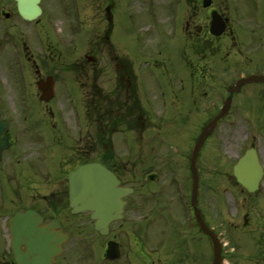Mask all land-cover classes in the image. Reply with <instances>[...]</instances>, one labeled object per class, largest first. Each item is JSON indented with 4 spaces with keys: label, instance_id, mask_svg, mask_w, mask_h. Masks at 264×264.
Masks as SVG:
<instances>
[{
    "label": "flooded vegetation",
    "instance_id": "af4514ba",
    "mask_svg": "<svg viewBox=\"0 0 264 264\" xmlns=\"http://www.w3.org/2000/svg\"><path fill=\"white\" fill-rule=\"evenodd\" d=\"M54 1L58 13L53 11L54 5L50 13L42 5V16L28 21L22 18L16 0H0V120L8 122L9 137V145L0 160V226L7 232L12 214L33 209L42 217V226L58 220L59 230L71 237L68 226L71 213L69 173L82 164L97 162L108 167L118 176L122 186L133 191L125 198L124 218L110 224L107 236L94 229L97 243H81L71 250L66 247L68 242L63 245V264H154L150 246L164 258L165 242L173 232L188 248L184 258H190L193 238L204 235L191 206L192 175L191 188L184 174L183 180H178L177 171H181L182 164L179 160L172 166L162 157L161 134L169 125L175 126L178 122L184 121L189 131L195 122H209L220 112L228 98V90L239 79L253 74L264 75V0H176L177 9L170 13L168 22L179 40L174 41L175 46L172 47L174 42H171L168 47L158 30L155 42L158 52L149 48L151 55L165 56L172 49L184 61L185 68L181 70L189 84L185 81L168 85L173 112L169 116L164 112L168 105L164 94L160 96L154 92L159 82L148 83L153 73L150 68L136 71L134 60L128 55L118 63L111 55L107 64L113 72L108 73V83L102 84L100 79L105 69L100 67L98 56L92 51H78L86 38L91 39L92 42L87 43H92L94 49L101 50L110 43L116 22L115 0ZM142 1L148 9L160 0ZM58 14L65 26L59 39L51 35ZM127 21L126 33L131 44L142 46V42L133 37L132 16L128 15ZM217 22L223 26L220 34L213 33V29H218L214 27ZM100 28H103L102 33ZM91 30L96 37L88 36ZM68 48L75 49L76 54L70 61L65 55ZM149 60L150 57H146L145 63ZM4 76L8 80L3 84ZM46 81L49 101L41 99L40 84L44 85ZM178 85L182 86V91L189 88L191 104L188 108L187 95L179 96L182 91L175 88ZM247 85H242L232 96L230 111L220 122L235 117L238 111L235 97ZM254 85L259 89L257 98H264V84ZM201 99L205 102L201 103ZM34 102L45 108L66 106L67 110L59 109L56 114L49 110L48 115H42L40 111L39 116L32 117L29 113L33 115V109H29L25 111L28 115H19L15 121L7 116V104L11 108H23L35 105ZM262 116L264 119V105ZM165 120L168 121L166 124ZM122 126L125 129L121 130ZM149 131L152 136H145ZM119 133H122V147L118 148ZM192 139L195 143L197 135L191 136ZM153 140L157 141V146L153 143L150 149ZM250 146L254 145L251 143ZM255 148L264 167V155ZM192 149L186 152L191 151L192 155ZM155 154L158 156L156 163L152 160L153 164H150L149 157ZM138 164L141 173L131 168ZM161 173H167V180L163 182L168 186L162 190L166 189L172 195L174 216L169 221L162 212L164 206H160L157 222L150 223L155 212H150L151 199H148L145 187L149 182L158 184ZM11 179L16 183L15 192H21L23 186L31 192L29 205L15 208V200L6 199L11 195L7 190ZM137 184L141 185L139 191ZM201 185L200 176L199 207L205 224L212 227L205 209L209 208L211 196L207 189L205 195H201ZM138 194L140 198L131 200ZM165 206L170 211V204L165 203ZM259 216V223L264 226V217ZM111 241L118 245H112L109 256ZM4 257L0 256V264ZM155 259L161 261V258ZM58 261L59 257L56 264ZM9 263L16 264L12 260Z\"/></svg>",
    "mask_w": 264,
    "mask_h": 264
},
{
    "label": "rangeland",
    "instance_id": "374dc122",
    "mask_svg": "<svg viewBox=\"0 0 264 264\" xmlns=\"http://www.w3.org/2000/svg\"><path fill=\"white\" fill-rule=\"evenodd\" d=\"M115 2L116 22L115 29L111 34L110 43L102 46L101 50L94 49L92 43H87V41L90 42L91 39L86 38V42L83 43L82 47H78V51H81V49H83L82 52L84 53L92 51L98 56L100 67H104L105 69L104 75L100 79L102 84L108 83V73L113 72L110 71L107 64L108 58L111 55L117 58V63L124 60V57L128 55V57L135 61L136 71H138V68H146V70L150 68L154 74L152 73L148 83L159 82L160 85L154 89V92L160 96L164 94L165 100L168 102L167 107L164 109L165 115H172L173 112L170 106L172 95L168 90V85L170 83L181 84L188 79L181 70L182 67L185 68L183 58L173 52L172 49L169 50L166 56L160 55L159 53L151 55L149 48L153 47L155 51L158 52L155 44L158 30L162 34L163 42L165 45L167 44L168 47H170L171 42L179 40L177 33L173 31V28L168 22L170 13L177 9L176 0L156 1V4L148 9L143 6L142 0H115ZM160 4L163 5L159 6ZM42 5L48 13H50L54 6L53 11L59 12L57 3L54 0H44ZM182 5H184V3H182ZM128 15L133 18V37L139 39L143 44L142 46L136 47L130 42L126 33ZM47 18L48 17L45 16L44 19L47 21ZM184 18L186 19V17ZM53 26L51 35L59 39L62 33L61 30L65 28L64 25L62 26L60 14L56 15ZM102 30L103 28H100L101 33ZM96 35H94L91 30L88 36L93 38L96 37ZM175 44L176 42L172 44V47L175 46ZM67 52L68 53L65 51V55L70 61V59L76 55L74 53L75 49L71 50L68 48ZM146 57H150L149 63H145ZM198 62L199 60L197 63ZM7 80L8 78L4 76L2 83L4 84V81ZM185 83L189 84L188 81ZM181 87L182 86L178 85L175 88L178 91H182ZM257 90L259 89H257L254 84H248L244 90L235 97L236 106H238L237 113H234L235 117L219 124L213 136L208 139L206 147L198 160V169L202 182L201 195H205V189H207L208 196H211L209 203V208L211 209L208 207L205 208L207 212H209L207 215L211 219L212 228H214L222 241L227 244V247L224 249L225 264H264V226L260 225V220L258 219V215L262 218L264 217V184L261 186L259 192L254 195H249L237 184L233 177V166L243 148L249 147L252 143V145L257 147L264 155V119L262 116L264 98H257ZM188 93L189 88L186 87V91H182L179 94V96L183 98L187 95V108L191 104V98L188 96ZM200 101L201 103L205 102L204 99ZM34 103L35 105L23 106V108H11V106L6 103L7 106L5 108L8 114L7 116H10V118L15 121V117H19V113L24 112L23 116L28 115L25 111L29 109H33V115L29 113L32 117L39 116L38 112L40 111L42 115H48L49 110L54 111L55 114L59 112V109L61 111L67 110L66 106H61L60 108L56 106L45 108L44 105L39 104V102ZM204 107H207V103L204 104ZM167 122L168 121L165 120V124ZM183 123L185 122H178L174 124L175 126L169 125L168 128L163 131L159 148L162 157L172 166L180 160L182 165L178 180H183L181 176L184 174L185 180L191 188L192 181L189 172L191 151L190 153L186 151H189L193 143L191 136H195L198 133L202 123L195 122L190 131L186 129ZM120 128L121 130L125 129L124 126ZM150 133L152 132L149 131L145 136H152ZM121 137L122 133L117 134L118 148L121 145ZM153 143L154 146H157V141L155 140L154 142L153 140L149 145L150 149ZM184 152H186V155L183 154L179 156V154ZM157 158V154L150 155L149 163H156L155 159ZM152 160L153 163L151 162ZM131 168L141 173L139 164L137 166L132 165ZM149 173H151V171H149ZM160 176V182L158 184L149 182L145 187V189L148 190V199H151L150 212H155V216L153 219H150V223L157 222V216L161 212L160 206H164L162 212L164 217L168 218L169 221L174 216V212H172V203L174 204L172 195L170 192L168 193L166 189L162 190L163 187L167 188L168 186L166 182H163L167 180V173L164 175L161 173ZM9 184L11 186L7 188V190L11 195L7 196L6 199H14L15 208L31 203V192L28 191L25 186L21 188V192L17 193L14 191V188L16 190V186L14 187L16 183L11 179ZM137 185L139 191L141 185ZM160 190L162 191L161 193L159 192ZM136 197L140 198V195L138 194V196L135 195L131 197V200H135ZM165 203L170 204V211H168ZM205 204L206 203H204V205ZM69 218L68 226L71 230L72 237L66 245L68 250L73 249V246H77L81 243L95 244L98 242V236H96L97 234L93 230L92 221L89 219L88 214H82L76 217L69 215ZM133 221H135V219H133ZM165 243L164 261L158 262L155 258H158L160 255L154 252L155 258L151 255V257L154 258V264H177L179 262V264H211L213 250L209 240L201 234L194 237L191 242L190 258H184L188 248L185 243L180 241L176 232H173V235L170 234L168 241ZM150 251H153L151 246ZM11 259L10 254L6 253L2 264H10L9 262ZM63 261L64 260L60 259L58 264H63ZM72 264H75V262H72Z\"/></svg>",
    "mask_w": 264,
    "mask_h": 264
},
{
    "label": "water",
    "instance_id": "95a60500",
    "mask_svg": "<svg viewBox=\"0 0 264 264\" xmlns=\"http://www.w3.org/2000/svg\"><path fill=\"white\" fill-rule=\"evenodd\" d=\"M20 14L26 20L39 17L42 10L39 6L41 0H16ZM252 82H264V76H251L240 80L230 91V96L237 92L241 85ZM44 88L42 99L48 100L50 91ZM231 99V97H230ZM230 99L225 103L222 112L210 122L203 130L195 145L191 161V170L194 177L192 192V205L196 209V215L200 225L213 241L214 260L212 264H222V244L213 230L208 228L202 220L197 208V190L199 176L196 167L198 154L206 141L216 128L218 121L223 117L230 104ZM7 124L0 122V155L8 144L6 134ZM234 175L238 182L250 192L259 189L263 177V168L254 149L249 150L234 167ZM70 206L73 212H91V218L96 219V228L103 234L108 232V225L112 220L120 219L125 202L123 197L131 190L120 186L118 178L106 167L98 164H86L81 166L69 176ZM36 212L27 211L16 213L11 220V246L18 264H53L54 258L61 253V244L67 236L55 231L56 223L39 227ZM112 248V242L110 243ZM5 250V243L0 230V253Z\"/></svg>",
    "mask_w": 264,
    "mask_h": 264
}]
</instances>
